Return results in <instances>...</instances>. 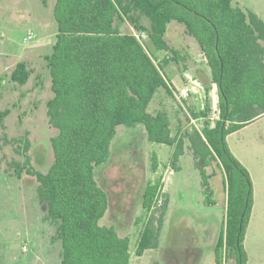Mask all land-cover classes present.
I'll use <instances>...</instances> for the list:
<instances>
[{
	"label": "trees",
	"instance_id": "obj_1",
	"mask_svg": "<svg viewBox=\"0 0 264 264\" xmlns=\"http://www.w3.org/2000/svg\"><path fill=\"white\" fill-rule=\"evenodd\" d=\"M57 43L47 57L54 97L48 102L49 124L58 131L52 138L54 162L44 174L23 169L39 183L47 219L57 226L62 242L61 264H131V241L113 227L101 226L109 196L95 179V168L108 163L120 126L144 125L152 143L174 147L173 163L185 153V142L209 191L208 168L217 162L226 175L228 194L225 224L215 247L216 264L233 258L247 264L245 238L253 206L254 187L249 171L231 152L227 138L264 116V21L234 6L232 0H56ZM146 18L150 27L142 24ZM183 24L204 54L217 86L220 119L200 134L188 131L173 136L166 113L148 112L157 91L171 90L152 55L119 23L146 32L158 51H171L168 25ZM31 72L18 63L11 81L24 86ZM207 94L211 87H207ZM206 111L195 117H207ZM9 111L0 114V123ZM23 143V141L20 140ZM26 148L29 141L26 140ZM158 160L153 159L157 172ZM20 170V172L23 171ZM160 184H149L143 208L151 211ZM159 225L150 223L136 250L142 257L156 248ZM152 220V219H151Z\"/></svg>",
	"mask_w": 264,
	"mask_h": 264
},
{
	"label": "rangeland",
	"instance_id": "obj_2",
	"mask_svg": "<svg viewBox=\"0 0 264 264\" xmlns=\"http://www.w3.org/2000/svg\"><path fill=\"white\" fill-rule=\"evenodd\" d=\"M232 1L264 21V0ZM55 4L56 0H0V114L9 111L0 123V264H61L57 226L47 219V205L39 201L37 179L23 169L29 160L31 167L46 174L54 162L51 140L58 131L49 124L48 102L54 93L46 58L57 43ZM142 24L150 27L146 18ZM119 27L139 39L165 77L172 80V69L181 75L189 71L191 78H184V85L194 87V80L200 83L194 93L189 92L187 101L174 86L172 95L159 89L149 105L150 114L167 113L173 120L172 115L178 112L189 122L188 114L195 117L208 107V117L213 116L219 101L217 86L211 84L207 60L183 24L172 21L168 25L169 52L156 50L147 33L138 32L129 23H119ZM30 32L34 40L26 45L23 40ZM21 62L31 72L24 86L11 81ZM207 87L212 89L209 94ZM172 129L176 135L174 125ZM229 145L250 169L256 195L253 223L264 227V116L232 135ZM173 153L174 147L150 142L144 125L120 126L110 160L95 168V179L109 196V209L100 225L130 238L131 264H216L215 247L226 220L224 172L217 162L211 164L207 192L189 144L176 167L172 165ZM155 157L157 172L153 171ZM156 183L162 188L160 206L146 211L143 195L149 184ZM165 203L156 248L137 257L142 233L150 223L153 229L158 227ZM259 240L264 242V238ZM223 264H235V260L224 258Z\"/></svg>",
	"mask_w": 264,
	"mask_h": 264
},
{
	"label": "crops",
	"instance_id": "obj_3",
	"mask_svg": "<svg viewBox=\"0 0 264 264\" xmlns=\"http://www.w3.org/2000/svg\"><path fill=\"white\" fill-rule=\"evenodd\" d=\"M172 72H173L172 80L166 77V81L168 83V86H169L170 90L174 86L178 90L179 93H182V91H184L183 89L185 88V85H184L185 79L184 78H188V80L191 78L189 76V71L184 72L183 75L179 74L177 69H172ZM207 76H209L211 78L210 69H209V72H207ZM177 80H178V82H177ZM194 82L199 83L198 80H194ZM213 85L215 86V84H213ZM189 86H191V85H189ZM175 95L177 96L176 92H175ZM193 95H195V94H193ZM193 95H191V96H193ZM189 98H190V96H189ZM189 98H186L184 101H187ZM168 117H169V115H168ZM172 117H173V120H171L169 117L170 122H171L172 135L177 136V134H178L179 138H180L189 131V129H188L189 128V122H184V118H182V116H180L178 112H174ZM195 118H197V117H195ZM173 125L177 129L176 135L173 133V129H172ZM232 135H234V134H232ZM232 135H230L227 138L228 145H229V138ZM188 144L189 143H186L185 146H187ZM229 148H230L231 152L233 153V155L249 171V173L251 175L250 169L247 166L245 159L239 153H237V151L234 150V148L232 146L230 147V145H229ZM224 176H225V181H226L225 173H224ZM251 179H252L253 187H254V206H253L251 220H250L249 226L247 228L244 245H245V250L247 253V264H264V242L259 240L260 238H264V227H262V226L261 227H254L253 222H254L255 209H256V199H255L256 195H255V182H254V179L252 178V175H251ZM225 185H226V182H225ZM227 203H228V194H227V186H226L225 214H227Z\"/></svg>",
	"mask_w": 264,
	"mask_h": 264
},
{
	"label": "built area",
	"instance_id": "obj_4",
	"mask_svg": "<svg viewBox=\"0 0 264 264\" xmlns=\"http://www.w3.org/2000/svg\"><path fill=\"white\" fill-rule=\"evenodd\" d=\"M138 39V38H137ZM34 40V35L32 32H30L25 38H24V44H29L30 42H32ZM194 84H196L195 86L197 87H201L200 83L194 82ZM194 87L192 86H185V88L183 89L184 91H182L181 93V98H188L189 96V92H193L194 93ZM189 118V127L191 128L192 131H198L200 134H202L204 128H205V124L209 123L210 127H215V123L216 121H218L220 119V110L219 107H217L216 105H214L213 107V116H200V117H193L192 115H188ZM173 174V171L170 173ZM160 192H162V188L159 189L156 200H155V204L153 205L151 211H153L155 209V206L159 205V202L161 203V199L158 200V196L160 194ZM160 206V205H159ZM150 211V212H151ZM25 252L28 250V247L26 246L24 248Z\"/></svg>",
	"mask_w": 264,
	"mask_h": 264
}]
</instances>
